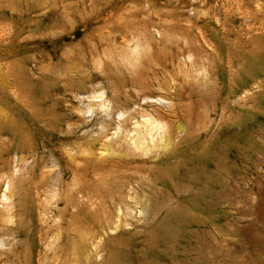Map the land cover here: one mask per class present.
<instances>
[{
	"label": "rangeland",
	"instance_id": "1",
	"mask_svg": "<svg viewBox=\"0 0 264 264\" xmlns=\"http://www.w3.org/2000/svg\"><path fill=\"white\" fill-rule=\"evenodd\" d=\"M1 240L0 264H264V0H0Z\"/></svg>",
	"mask_w": 264,
	"mask_h": 264
},
{
	"label": "bare ground",
	"instance_id": "2",
	"mask_svg": "<svg viewBox=\"0 0 264 264\" xmlns=\"http://www.w3.org/2000/svg\"><path fill=\"white\" fill-rule=\"evenodd\" d=\"M144 41H145V44L143 46V49H145V48H147V49L149 48L150 49L152 47V43H153L152 36H150V35L147 36ZM140 53H141V50L138 49L137 54L139 55ZM98 97H99V101L98 102H94V103H91L90 102V103H88L87 107L85 108V109H87L86 110L87 113H91L92 115L94 113H96V115H97V112H96V109L97 108L96 107L102 109L104 112H108L109 111V108H111V105H113V102L114 101L111 98L105 96V92L104 91H101L99 93ZM110 110L112 111V109H110ZM114 111H115V113H118L117 115H118L119 118L122 117V116H124V114L126 113V110L125 109L115 108ZM147 123L150 125V128H151L150 135L152 136V138H154V135H155L154 134V130H156L155 133H159V131L162 130L163 127H164V123H162V121H160L158 119H154V118L153 119L150 118V120H148ZM121 124H122V120L120 119V125L118 124L119 125V127H118L119 129L118 130H120ZM129 139H130V142L133 145L137 146V147L144 145L143 144V136L139 132H136L135 131V133H133L129 137ZM13 185L14 184H12V182H8L7 183V186H6L5 190L2 193V198L5 201L6 200H9L11 198L12 194L14 193V189L15 188L12 189L13 188ZM10 201H11V199H10ZM0 245L3 248L5 246V241L1 240L0 241ZM116 261L117 260H115V262ZM111 263L112 262L108 258V259L103 260L100 264H111ZM3 264H8V263L7 262H4ZM85 264H90V263L88 262V263H85Z\"/></svg>",
	"mask_w": 264,
	"mask_h": 264
}]
</instances>
